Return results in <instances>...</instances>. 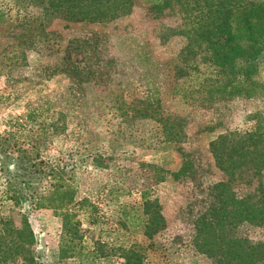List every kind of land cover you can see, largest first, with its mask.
Segmentation results:
<instances>
[{
	"label": "rangeland",
	"instance_id": "obj_1",
	"mask_svg": "<svg viewBox=\"0 0 264 264\" xmlns=\"http://www.w3.org/2000/svg\"><path fill=\"white\" fill-rule=\"evenodd\" d=\"M153 17L141 7L105 24L54 21L50 29L58 36L57 48L28 49L17 57L10 50L19 31L0 25V162L43 161L74 177V203L83 206L72 207L84 235L81 252H94L95 260L82 264H125L122 250L141 255L142 264H224L222 249L218 253L195 239L197 225L206 232L217 228V221L224 241L264 246V222L240 221L237 204L246 197L264 198V168L258 176L247 172L243 179H231L210 149L219 137L264 131V52L252 77V96L215 94L207 104L197 83L207 76L215 86L217 78L203 64L197 71L186 67L182 37L165 40V29L177 17L167 11L161 20ZM138 49L148 53L149 63L136 58ZM68 62L84 71L83 81L64 71ZM175 85L185 92L172 95ZM144 101L160 102L163 111L176 116L184 134L180 143L165 147L160 115L148 116ZM97 155L103 156L104 168L91 162ZM184 163L186 171L175 180L172 173ZM5 181L0 169V218L32 232L28 248L42 264H60L61 218L52 209L14 205L5 197ZM223 182L229 187L222 194L216 186ZM48 186L49 181L33 185ZM141 193L158 200L165 220L152 238L140 224ZM221 194L229 197L227 203ZM61 264L79 263L70 257Z\"/></svg>",
	"mask_w": 264,
	"mask_h": 264
},
{
	"label": "trees",
	"instance_id": "obj_2",
	"mask_svg": "<svg viewBox=\"0 0 264 264\" xmlns=\"http://www.w3.org/2000/svg\"><path fill=\"white\" fill-rule=\"evenodd\" d=\"M141 7L153 14L154 19L161 20L166 11L177 17L176 24L165 29V40L182 37L186 43L180 54L186 67L197 71L199 64H203L217 78L218 85L215 86L208 84L207 76L197 83L199 91L202 89L204 94L203 101L207 104H212L215 94L223 98H249L256 91L252 77L256 72L257 60L264 52V0H0V25L19 31L13 37L17 42L16 48L10 50L11 57H17L27 54L28 49L57 48L58 36L50 29L54 21L105 24L126 17ZM13 12L15 17L11 16ZM8 48L3 51L6 52ZM135 56L144 64L151 60L142 49H138ZM6 57L9 59V55ZM64 71L75 76L78 81H83L81 75L84 71L77 66L68 62ZM185 90L183 85H175L171 93L177 96ZM144 103L150 113L148 116L153 118L156 114L160 115L165 147L180 143L184 134L179 129L181 123L176 116L163 111L160 102ZM210 149L217 167L231 179H243L247 172L258 176L264 168V131L250 130L232 139L222 136L211 142ZM91 162L97 167L105 166L102 155L93 157ZM0 165L6 180L4 194L9 201L16 206L26 203L31 209H52L61 218V244L57 262L61 264L70 257L79 264L90 258L94 260L91 256L94 252L87 255L81 252L84 235L80 222L74 218L72 207L78 206L80 210L83 206L79 202L74 203L75 190L71 185L74 177L67 174L63 167L47 168L43 161L26 160L23 157L11 166L3 161ZM185 171L184 163L172 176L177 180ZM48 181V189L37 190L33 187ZM228 187L229 184L224 182L216 186L222 194ZM222 194L221 199L227 203L229 197ZM141 200L144 217L140 224L144 234L152 238L165 227V220L157 199L141 193ZM232 201L237 203L234 198ZM237 204L240 221L250 224L264 222L263 197L256 202L246 197ZM89 216L94 222V215ZM215 225L217 228L206 232L197 225L195 239L202 238L201 246L206 248L210 244L213 246L210 249L218 253L222 249L223 252L219 254H222L225 262L221 261L224 264H230L235 259L240 264L264 262L263 245L252 244L247 240L224 241L220 234L223 230L221 222L217 221ZM215 231L220 233L215 235ZM32 238L31 231L25 233L16 228L10 219L0 218V264H42L41 258L28 248ZM218 243H222V246ZM121 252L125 264H142L141 255L131 250Z\"/></svg>",
	"mask_w": 264,
	"mask_h": 264
}]
</instances>
